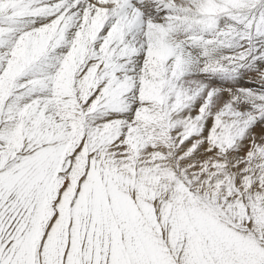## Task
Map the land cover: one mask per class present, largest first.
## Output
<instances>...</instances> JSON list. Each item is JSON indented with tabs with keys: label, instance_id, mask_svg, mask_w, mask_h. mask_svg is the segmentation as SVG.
I'll return each instance as SVG.
<instances>
[{
	"label": "snow or ice",
	"instance_id": "6c2138e0",
	"mask_svg": "<svg viewBox=\"0 0 264 264\" xmlns=\"http://www.w3.org/2000/svg\"><path fill=\"white\" fill-rule=\"evenodd\" d=\"M0 264H264V0H0Z\"/></svg>",
	"mask_w": 264,
	"mask_h": 264
}]
</instances>
